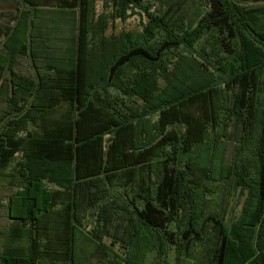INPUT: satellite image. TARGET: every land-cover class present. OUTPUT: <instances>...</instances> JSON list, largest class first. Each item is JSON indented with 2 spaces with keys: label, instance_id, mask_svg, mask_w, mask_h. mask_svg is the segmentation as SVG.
Segmentation results:
<instances>
[{
  "label": "trees",
  "instance_id": "16d2710c",
  "mask_svg": "<svg viewBox=\"0 0 264 264\" xmlns=\"http://www.w3.org/2000/svg\"><path fill=\"white\" fill-rule=\"evenodd\" d=\"M86 1L19 0L26 8L24 15L36 18L50 6L79 11V18L67 63L37 74L36 81L11 75L12 94L27 95L28 109L0 135V180L14 190L8 198L11 228L3 241L1 264H39L48 259L79 264L84 239L93 250L110 252L102 241L111 233L107 225L112 221V199L107 197L112 186L123 189L137 215L130 235L138 243L162 235L187 256L202 244L200 264H264V6L248 9L237 5L240 0H177L176 9L168 7L160 18L147 12L149 22L140 40L127 37L124 47L112 51L110 61L104 52L96 62L80 9ZM121 1L142 7V0ZM11 15L6 16L17 21L18 15ZM34 21H21L23 39L0 25V43L5 39L8 46L18 40L21 49L35 57ZM208 34L219 48L214 72L193 51ZM21 49L16 53L24 54ZM172 51L181 52V61L165 92L155 94L158 78L168 72ZM137 61L141 64L135 67ZM187 67L193 68L194 82L188 81ZM4 70L1 63L0 71ZM114 85L121 98L139 97L142 108L132 111L121 107L122 99L120 104L112 102L108 91ZM157 112L158 121L152 123L150 117ZM25 123L32 125L33 133L16 136ZM222 125L224 131L234 128L240 145L259 131L256 206L234 232L215 216L199 221L186 212L183 229L179 226L174 232L171 228L181 219L185 200L195 191L191 175L196 159L183 163L181 154L195 139L203 141L212 131H221ZM17 158L19 166L7 173ZM236 172L242 188L251 189L243 162ZM104 198L108 205L100 204ZM88 208L102 210L99 217L105 227L83 228Z\"/></svg>",
  "mask_w": 264,
  "mask_h": 264
},
{
  "label": "rangeland",
  "instance_id": "374dc122",
  "mask_svg": "<svg viewBox=\"0 0 264 264\" xmlns=\"http://www.w3.org/2000/svg\"><path fill=\"white\" fill-rule=\"evenodd\" d=\"M176 1L142 0V7L138 5L129 7L121 0H87L85 6H81L80 9L86 16L87 40L89 43L91 42L88 45L89 49L94 50L93 55L96 62L101 60L104 52L110 61L112 51L118 50L115 49L117 47H124L127 37L131 42L140 40L143 29L149 22L147 12L160 18L167 12L168 7L171 6L176 9ZM240 2L236 4L246 6L248 9L264 6V2H255L254 0H240ZM24 10L26 8L19 3V0H0V19L2 20L0 25L6 26L11 34L20 35L24 21L35 19L32 34L38 38L35 39L38 42L34 46L35 57H30L29 50L24 52L17 42L18 40H12L8 46H4V42H7L5 39L0 43V64L3 63L5 69L4 72L0 71L3 78L0 79V135L8 130L7 125L21 118V113L28 109L26 106L27 95L22 98L20 95L14 96L12 94V85L10 84L12 72L22 79L36 81L37 74H46L48 68L53 69L55 66L67 63L64 60L71 58L70 49L74 46L70 38L73 36L76 26L75 20L79 18V11H61L47 6L34 18V14L30 15L31 13L24 15ZM7 14H12V18L17 14V21L12 22L13 19H9ZM20 37L21 39L25 37L23 31ZM20 49L24 54L16 53ZM193 51L194 55L209 70L214 72V62L219 56L216 39H211L209 34L206 35L204 39L198 42ZM172 52L174 56H170L171 60L166 62L168 72L158 78L156 83L158 91L155 94L165 92L172 71L175 70L176 64L181 61V52ZM139 64L141 63L137 61L134 66ZM97 69L98 72H101L100 65ZM186 69L187 74L190 75L188 81L196 79L193 68L187 67ZM221 85L223 88V83ZM108 93L112 102H116V104L117 101L120 104L121 99L123 100L121 106L123 109H127V105L129 109L135 111L140 110L143 106V101L139 97L121 98L116 85L109 88ZM21 107L22 110L18 112ZM115 107L118 108L117 105ZM158 117V112L151 115V122L156 123ZM223 128L224 125L221 126V131H212L203 141L198 138L195 139L191 149L181 154L183 163L187 162L188 159L191 162L193 158L196 159L197 165L191 175V180L194 181V187L191 186V188L195 189V193L190 192L189 197L185 200L181 219L171 228L174 232L179 231V228L180 230L183 229L185 212L199 221L206 216H215L221 219L231 232H234L236 226H240L249 219L251 210L256 206V199L253 196L257 168L259 167L256 154L259 144V131H255L251 139L240 145L236 139L237 134L234 128L229 127L226 131ZM33 131L32 125L25 123L19 126L14 134L25 136L32 134ZM182 132H184L183 127ZM240 149L243 151L240 152ZM202 153H204V159L197 160V157ZM19 162L20 158L14 159L6 172L13 173L16 166H19ZM241 162H243L244 173L247 174L249 171V178L252 181L251 189L242 188V180L236 174ZM48 187L53 190L57 188L51 184H48ZM123 192L121 187L112 186L110 196L107 197L112 199V221L107 225L111 233L107 237L105 236L102 242L105 246H110V252L108 250H93L92 246L84 239L79 246V264H134V260H137L138 264H200L205 252L200 243L194 246L191 255L187 256L180 253L175 246L168 244L162 235L160 237L154 235V237L146 238L139 243L135 240V235L131 237L130 231L138 222L137 215L128 206ZM13 193L14 190L8 186L7 181L0 180V257L4 252L3 241L11 228V221L7 215V205L8 198ZM107 198L100 201V204L108 205L109 199ZM101 212L102 210L88 208L83 213V228L86 231H96L105 227L104 218L99 217ZM39 264L69 263L48 259Z\"/></svg>",
  "mask_w": 264,
  "mask_h": 264
}]
</instances>
